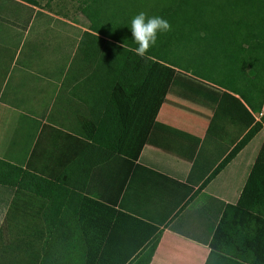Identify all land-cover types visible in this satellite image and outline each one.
I'll return each instance as SVG.
<instances>
[{
  "label": "crops",
  "instance_id": "obj_1",
  "mask_svg": "<svg viewBox=\"0 0 264 264\" xmlns=\"http://www.w3.org/2000/svg\"><path fill=\"white\" fill-rule=\"evenodd\" d=\"M8 1L16 11L0 12V264H85L88 244L95 263L132 264L148 246L149 225L160 233L149 264L264 261V253L255 257L239 240L238 249L230 239L218 240L215 250L210 245L230 202L224 197L233 196L244 163L236 161L234 174L224 168L197 191L226 156L224 150L257 120L241 99L217 92L204 124L183 126L163 109L172 82L141 136L133 159L141 167L127 174L111 149L120 129L124 147L136 143L142 122L117 124L105 79L86 74L95 69L94 60L84 57L91 37L81 46L76 38L73 49L75 41L63 37V13L38 0ZM86 32L91 33L86 28L81 35ZM67 45L71 60L63 67ZM84 134L97 147L88 157L80 143L88 140ZM188 188L191 195L181 200ZM247 219L249 230L259 229Z\"/></svg>",
  "mask_w": 264,
  "mask_h": 264
},
{
  "label": "trees",
  "instance_id": "obj_2",
  "mask_svg": "<svg viewBox=\"0 0 264 264\" xmlns=\"http://www.w3.org/2000/svg\"><path fill=\"white\" fill-rule=\"evenodd\" d=\"M110 1L93 0L95 5L81 9L91 31L84 33L86 38L91 37L84 57L88 63L93 59L95 64L93 72L91 68L85 72L88 76L105 79L103 88L109 89L113 96L117 124L129 119H141L142 122L140 137L132 146L122 145L124 131L118 130L116 147L111 149L112 157L127 166V174L141 167L133 161L141 136L157 115L174 78L181 73L173 60L184 56L190 49L194 66L199 65L195 72L206 77L200 79L211 83L208 85L217 92L224 90L238 96L257 118L231 150H224L222 155L226 152V156L197 190L200 192L215 180L224 168L228 167L227 170L234 174L236 161L244 163L240 182L236 186L233 184V196L224 197L230 202L226 204L214 231L211 248H220L216 246L218 240L230 239L235 249L241 246L236 243L239 240L244 250L252 249L255 257L264 253V0ZM141 11L149 16H161L172 26L171 31L158 34L157 43L150 49L148 58H141L130 50L137 47L129 28L131 19ZM209 60L214 63L211 65ZM84 136L88 140H80V143L86 146L84 157H88L97 147L90 142L91 136ZM127 174L120 181L118 195L123 190ZM55 182L63 186V180ZM191 191L188 188L181 200L191 195ZM184 207L186 204L181 209ZM247 218H253V224L259 229L249 230L246 225L251 221ZM149 226L152 229L148 235V246L142 257L139 258L138 254L132 264H149L151 261L160 233H157V227ZM231 254L238 257L235 252ZM86 255L85 264H105L92 260L91 244L86 246ZM227 260L228 264H264L258 259L242 258L240 263Z\"/></svg>",
  "mask_w": 264,
  "mask_h": 264
},
{
  "label": "rangeland",
  "instance_id": "obj_3",
  "mask_svg": "<svg viewBox=\"0 0 264 264\" xmlns=\"http://www.w3.org/2000/svg\"><path fill=\"white\" fill-rule=\"evenodd\" d=\"M31 3L32 0H24ZM41 7L48 5L49 10L53 13H63V37L69 36V40H74L73 49L75 48L76 38H81L79 44H82L86 37L81 35L82 29L89 28V21L82 14L81 9L86 5H95L93 0H38ZM105 3L111 2L110 0H103ZM44 4V5H43ZM0 12L5 15H10L14 11V5L8 0H4L1 4ZM46 9H48L46 7ZM2 15V14H1ZM72 36L74 39H72ZM64 39V38H63ZM81 46V45H79ZM79 46L77 49H79ZM193 49V47H191ZM194 50V49H193ZM71 48L67 45L65 53L63 54V67H67L71 58H68L67 52ZM66 56V57H65ZM192 51L187 49L184 56H178L175 60V65L179 68V73L173 81V85L169 92L167 101L163 107L164 111H169L171 118L179 120L180 125L196 126L199 128L204 124L211 113L214 103L212 102L217 94L216 90L208 89L209 82L200 78H206L203 74L195 72L198 70L199 65H195ZM191 61V62H190ZM210 61V60H209ZM193 63V64H191ZM211 65L214 61H210ZM69 67V66H68ZM195 72V73H194ZM205 90L210 91L207 92ZM207 93V94H204ZM209 93V94H208ZM264 111V105L263 109ZM243 114V112H242ZM246 115V114H245ZM249 118L244 119V125L249 123Z\"/></svg>",
  "mask_w": 264,
  "mask_h": 264
},
{
  "label": "clouds",
  "instance_id": "obj_4",
  "mask_svg": "<svg viewBox=\"0 0 264 264\" xmlns=\"http://www.w3.org/2000/svg\"><path fill=\"white\" fill-rule=\"evenodd\" d=\"M129 28L132 41L137 45L130 50L141 58H148L150 49L157 43L158 34L171 31L172 26L168 20L161 16H149L141 11L131 19Z\"/></svg>",
  "mask_w": 264,
  "mask_h": 264
},
{
  "label": "built area",
  "instance_id": "obj_5",
  "mask_svg": "<svg viewBox=\"0 0 264 264\" xmlns=\"http://www.w3.org/2000/svg\"><path fill=\"white\" fill-rule=\"evenodd\" d=\"M264 127V126H263Z\"/></svg>",
  "mask_w": 264,
  "mask_h": 264
}]
</instances>
